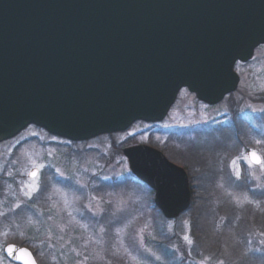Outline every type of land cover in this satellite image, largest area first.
Wrapping results in <instances>:
<instances>
[{
	"label": "water",
	"instance_id": "1",
	"mask_svg": "<svg viewBox=\"0 0 264 264\" xmlns=\"http://www.w3.org/2000/svg\"><path fill=\"white\" fill-rule=\"evenodd\" d=\"M260 45L264 0H0V145L29 125L89 143L162 124L183 88L218 105ZM121 154L164 218L188 209L182 167L145 144ZM3 255L37 264L23 246Z\"/></svg>",
	"mask_w": 264,
	"mask_h": 264
},
{
	"label": "rangeland",
	"instance_id": "2",
	"mask_svg": "<svg viewBox=\"0 0 264 264\" xmlns=\"http://www.w3.org/2000/svg\"><path fill=\"white\" fill-rule=\"evenodd\" d=\"M234 70L239 76L237 88L218 105L200 103L192 93L182 90L162 124L136 122L126 133L76 144L32 126L0 145V264H14L3 255L7 244H25L23 247L31 251L37 264H181V257L185 258L183 264H226L221 254L208 253L194 245L190 218L202 204L209 203L217 212V227H222L226 216L221 211L228 204V209L233 207L236 212L258 207V201L248 193L236 191L235 184L224 186L219 171L227 168L235 180L233 160L251 188L264 195V170L249 166L242 159L253 149L264 156V46L257 47L248 62L237 63ZM236 127L248 132L244 146L243 142L232 143ZM257 140L262 142L257 144ZM137 144L164 149L166 154L159 151L178 166L169 155L179 150H193L200 156L222 151L214 169L219 174H215L210 185L201 178L202 171H195L192 185L196 197L193 202L190 199L192 205L178 218L166 219L148 206L147 190L127 178L131 173L121 150ZM40 165L45 166L37 178L41 194L35 193L28 200L24 192L29 189L22 191V184L36 182L28 173ZM57 169L72 179H63ZM77 181L83 189L68 190L67 186ZM17 204L22 208L17 209ZM89 205L97 213L95 216L88 211ZM260 221L250 220L246 233L250 250L257 255L255 264H264V221ZM158 223L167 234L175 233L170 246L160 243L155 234ZM117 228L121 229L119 235ZM185 235L193 241L192 245L183 239ZM229 241L225 236L218 241L225 254H231ZM144 249L160 255L161 261ZM175 249L178 251L173 255Z\"/></svg>",
	"mask_w": 264,
	"mask_h": 264
},
{
	"label": "trees",
	"instance_id": "3",
	"mask_svg": "<svg viewBox=\"0 0 264 264\" xmlns=\"http://www.w3.org/2000/svg\"><path fill=\"white\" fill-rule=\"evenodd\" d=\"M227 98H230V97H227ZM247 135H248V132L247 133L241 132L236 127V129L233 130L232 143L234 141L243 142L244 144L241 143V145L244 146L247 143V140H246ZM104 136H109V135H102L97 138L104 137ZM71 143L76 144V143H84V142H71ZM235 149H237V147ZM159 150L165 153L163 151L164 149L160 148ZM173 150L175 151V149ZM216 151H218V149ZM221 152L222 151L216 152L214 155L211 152L203 156L198 155L193 150H190V152L188 150L184 151L183 152L184 154L180 152L179 150L178 152L175 153V155L174 153L171 154L170 152L171 155H169V158L172 159V161L174 162L176 160L175 163L179 164L185 170L188 176L192 202L196 197L195 196L196 188L193 187L192 185L193 178H194L193 174H195V171H202L203 174L201 178H203L205 183L211 185V183L213 182V177H215V174L218 173V171L214 169H215V166L219 162ZM227 160L228 158H226L225 160L226 165H227ZM219 173H221L222 180L225 184L224 185L225 187L226 186L233 187L235 184L236 191H240L241 193H248L252 198L258 201L259 205L257 208L251 207V209L249 210L247 207H245V212L242 210H239L238 212H236V209L233 207L228 209V205H229L228 204L224 208V211L220 210L222 214L224 212V215L226 216V220L224 224L222 225V227L221 226L217 227V212L211 205H209V203H205L206 205L202 204V206H200V210H197L195 213H193L190 218L191 220L190 229H191V235L193 236L192 238L194 240V245H196L198 249H202L203 251H206L208 253L213 251L215 255L221 254V257H223L226 264H255L254 260H255V257H257V255L256 253H253L252 250H250L251 244L247 242L246 233L248 229L250 228L248 227V225L251 224L250 220H252L253 222H257V223L262 222L260 220L264 221V211L262 210V207L264 206V195L259 194L258 193L259 191L257 189L251 188V186L249 185V183L247 182L245 178L244 173H242L241 179L239 181H236L232 179V177L229 176L227 168L219 171ZM127 178L128 180L133 179L139 186L147 190L149 194V205L148 206L150 207V209H153V211L158 212L156 207L153 205V201L151 199V195L153 194L152 191L149 188H147L145 185H143L141 182H139L137 179L132 177V175H129ZM226 181L231 182L232 185L225 183ZM246 221H248V223H246ZM155 227H156L155 234L158 236L160 243L167 244V246H170L171 244H173V242L175 241V238H174L175 233L173 235L167 234L163 225L159 223ZM222 236L226 237V242L229 241L228 239L229 237L232 239L233 242L229 241L230 251H228V252H231V254H225L223 252L224 250L220 248L218 241L221 240ZM24 245L20 244V246H24ZM254 250H255L254 252L257 251L256 249ZM181 253L184 254V250L181 249ZM250 257H253L254 259L252 258L250 259ZM184 261H185V258L183 257L181 264H183ZM240 261L241 262L243 261V262L240 263Z\"/></svg>",
	"mask_w": 264,
	"mask_h": 264
},
{
	"label": "snow or ice",
	"instance_id": "4",
	"mask_svg": "<svg viewBox=\"0 0 264 264\" xmlns=\"http://www.w3.org/2000/svg\"><path fill=\"white\" fill-rule=\"evenodd\" d=\"M261 111H264V109H261ZM261 142H262L261 140H257L256 141L257 144H260ZM242 159H244L245 161H247V163H248L249 166H258L262 170H264V156H262L261 154H259L256 150H254V149L251 150L250 152L247 153V155H245L244 157H242ZM232 165H233V169H234V173L233 174H234L235 180L236 181H239L241 179V173H240V171L238 169L235 168L236 160H233L232 161ZM43 167H45V166L44 165H40L38 169H36L34 171H31L28 174L32 180L36 181L35 183H33V184H26V185L25 184H22V188H21L22 191H23V189L25 187H27L29 189V191L24 192V195H25V197L28 200H32L33 199V195L35 193H39L40 192V187L41 186H40L39 180L37 178L40 175V169H42ZM57 174L59 176H61L63 179H65V180H71L72 179L71 177L64 176V173L63 172H60L59 169H57ZM105 179H107V177H105ZM67 187H68V190L79 191V190H82L84 186L83 185H79V182L77 181V182H75V185H68ZM220 187H223V185H220ZM262 191H264V190H262ZM228 194L231 195V193H228ZM94 199H95V197H94ZM244 199L246 201H248V196L245 195L244 196ZM249 202H251V201H249ZM16 208L17 209H20V208H22V205L21 204H17L16 205ZM87 208H88V211L89 212H92V214L94 216L97 214V213H95V212L92 211V208H91L90 205L87 206ZM101 212H103V209L101 210ZM0 215H2V213H0ZM69 215H71V213H69ZM113 215H115V214H113ZM130 223H131V221H128V224H130ZM127 226L128 225L126 224L125 225V228ZM101 231H103V228L101 229ZM120 231H121V229L120 228H117V234L118 235H119ZM154 238L155 237H153V239ZM183 239L186 240L189 245H192L193 244V241L189 238L188 235H185L183 237ZM262 243H264V241H262ZM14 250L15 249L12 246H10L7 249L8 252H13ZM144 250L146 252H148L151 256H153L156 261H161L162 258H161L160 255H156V253L155 252H152L150 249H144ZM176 251H178V249L173 250V253L172 254L174 255ZM167 254H168L167 253V250H165V255H167ZM190 254H191V252H190V249H189V255ZM133 259H135V258H133ZM180 259L182 261L183 260V257H181ZM33 264H35V262H33ZM137 264H139V261H137ZM202 264H203V262H202ZM221 264H223V262H221Z\"/></svg>",
	"mask_w": 264,
	"mask_h": 264
},
{
	"label": "flooded vegetation",
	"instance_id": "5",
	"mask_svg": "<svg viewBox=\"0 0 264 264\" xmlns=\"http://www.w3.org/2000/svg\"><path fill=\"white\" fill-rule=\"evenodd\" d=\"M182 90H185V89H181L180 91H182ZM179 92H178V94H179ZM178 94H177V96H178ZM177 96H176V98H177ZM176 98H175V101H176ZM175 101H174V103H175ZM174 103L171 105V107L169 108V110L172 108V106L174 105Z\"/></svg>",
	"mask_w": 264,
	"mask_h": 264
}]
</instances>
